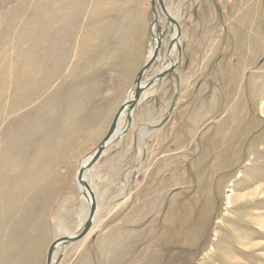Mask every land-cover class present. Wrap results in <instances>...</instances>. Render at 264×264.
Wrapping results in <instances>:
<instances>
[{
  "label": "rangeland",
  "instance_id": "rangeland-1",
  "mask_svg": "<svg viewBox=\"0 0 264 264\" xmlns=\"http://www.w3.org/2000/svg\"><path fill=\"white\" fill-rule=\"evenodd\" d=\"M207 1L175 27L157 4L94 24L81 0H0V264H47L81 230L79 167L158 36L140 85L175 67L120 115L83 174L90 228L51 261L264 264V0Z\"/></svg>",
  "mask_w": 264,
  "mask_h": 264
},
{
  "label": "crops",
  "instance_id": "crops-1",
  "mask_svg": "<svg viewBox=\"0 0 264 264\" xmlns=\"http://www.w3.org/2000/svg\"><path fill=\"white\" fill-rule=\"evenodd\" d=\"M104 1L108 3L102 4V2ZM204 3L208 4V9L210 10V7H209L210 3L207 0L206 1L203 0L202 2L201 0H162L163 7L166 13L170 17H172L171 15H174V14L176 15L182 14L186 17V19H183V22L181 23L182 25H179L180 27L192 26L191 24H193L194 19H196L201 14L200 12H198V10L204 7ZM81 4L84 10H89V9L91 10L89 12L83 13V15L85 19L90 18L94 24L95 22H98V19L101 16L107 15L108 17H112L113 9L120 8L121 7L120 5H122L127 10L126 13L129 16H133L137 14L138 6L143 7L144 11L146 9L145 11L146 15L148 13V9L149 8L152 9L151 0H81ZM173 10H177L179 13H175L173 12ZM189 20H191V24L188 22ZM138 120L139 119H134L133 122L135 123ZM161 124H163V122H161L160 125ZM120 139H121L120 137H117L111 144H114L117 148L118 145L116 144L120 141ZM130 154H131V148L128 151L127 155H130ZM72 175H73V172H72ZM71 181H73V179Z\"/></svg>",
  "mask_w": 264,
  "mask_h": 264
},
{
  "label": "water",
  "instance_id": "water-1",
  "mask_svg": "<svg viewBox=\"0 0 264 264\" xmlns=\"http://www.w3.org/2000/svg\"><path fill=\"white\" fill-rule=\"evenodd\" d=\"M155 4H158L161 9L163 10V12L165 13L167 19L170 21V23H174L173 25H175V27H178L177 25V22L174 21V19L172 17H170L164 7H163V4H162V0H151V6H152V9L154 8ZM178 32H180V30L178 29ZM172 36V35H171ZM172 40V38H171ZM160 41H161V37L158 36V39H157V43L155 45V48H154V51L152 53V55L150 57H148L145 65L143 66V68L139 71V73L137 74V87L134 91V95H133V98L128 101V102H123V105L119 108V110L117 111V113L114 115L113 117V120L109 126V129H108V132L105 134L104 138L101 140V142L96 146L95 150L93 151V156H92V159L90 161V163H94L101 155V153L103 152L104 148L109 145L112 141H114L117 137H114L112 138L113 134L115 133L116 131V125H117V122H118V119L121 115V112L124 110L126 104H128L129 108L132 109L136 102L138 101L139 99V96H140V93L146 89L147 87H149L152 83V78L153 77H162L165 73H168L172 70V68H174L175 64H173V66H170V67H167L166 69L164 70H159V72L157 73V75H154L151 79H149L148 81H146V84L145 86L142 88L140 87V81L142 80V74L144 73V71L146 69L149 68V66L155 61V59L157 58V54L159 52V48H160ZM157 78V79H158ZM127 101V99H126ZM89 163V164H90ZM79 171V170H78ZM78 179V182L79 184L80 183V180L81 178L79 177V173H77V177H76V180ZM90 205H92L91 207V210H90V213H89V216L87 218V220L84 222L81 230L76 233V234H72L70 236H59L57 237V239H55L48 247V250H47V264H50L51 262V256H52V253L54 252V249L56 247L57 244L61 243L60 245L61 246H64L70 242H75L79 239H81L87 232H88V229L90 228V223H91V219H92V216L94 215V201L91 200V203ZM51 264H56V262H52Z\"/></svg>",
  "mask_w": 264,
  "mask_h": 264
},
{
  "label": "bare ground",
  "instance_id": "bare-ground-1",
  "mask_svg": "<svg viewBox=\"0 0 264 264\" xmlns=\"http://www.w3.org/2000/svg\"><path fill=\"white\" fill-rule=\"evenodd\" d=\"M158 38L156 37V40H157ZM177 40L178 39V34H177V32L175 31V33L173 34V36H172V40ZM151 52V51H150ZM170 52H173V48H171V50H170ZM151 54V53H150ZM171 54V53H170ZM173 64H175V62L173 63V61H170V62H167L164 66H163V68L161 69V70H164V69H166L167 67H170V66H172ZM158 78V77H157ZM156 77H153L152 78V82H154L155 80H158ZM145 84H146V82L144 83V85H140V87H143V86H145ZM152 92L153 91H150L149 93L150 94H152ZM145 95V94H144ZM129 105L127 104L126 106H125V108H124V110L121 112V114L122 113H124V112H128L129 110H130V108L128 107ZM117 135H120V132H117V130L115 131V133L113 134V136H112V138H114V137H117ZM105 149V148H104ZM92 156H93V153L90 155V157L88 158H85L83 161H82V165L79 167V171H78V173H79V177L81 178V180H80V183L81 184H79V182H78V179L76 180L77 181V184H78V186H79V188H80V190L81 189H84V190H86L87 192H88V194H89V198H90V202H89V205H90V203H91V200L92 201H94V203H95V200H94V196H93V194H92V192L90 191V187H89V185L87 184V182H86V180H85V178H83V174L85 173V171L87 170V168L90 166V165H92V163H90V161H91V159H92ZM90 163V164H89ZM81 192H82V190H81ZM83 193V195L85 196V198H87V195H86V193L85 192H82ZM94 214H95V212H94ZM93 217H94V215L92 216V219H93ZM87 218L88 217H84L83 219H81V225L83 226V224H84V222L87 220ZM91 219V220H92ZM85 220V221H84ZM82 228V227H81ZM72 235V234H71ZM63 236H70V235H63ZM61 243H59V244H57L56 245V247H55V249L57 248V246H59ZM61 246V245H60ZM54 249V250H55ZM52 263V261L50 262V264Z\"/></svg>",
  "mask_w": 264,
  "mask_h": 264
}]
</instances>
